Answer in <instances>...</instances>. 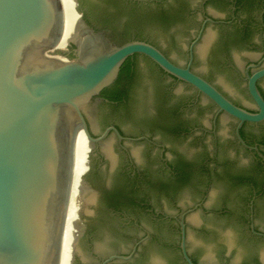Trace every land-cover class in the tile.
Returning <instances> with one entry per match:
<instances>
[{
  "label": "water",
  "instance_id": "1",
  "mask_svg": "<svg viewBox=\"0 0 264 264\" xmlns=\"http://www.w3.org/2000/svg\"><path fill=\"white\" fill-rule=\"evenodd\" d=\"M96 1L99 2L0 0V85L53 157L125 237L120 229L121 221L112 216L106 198L113 184L119 182L124 185L118 174L126 169L128 160L114 136L103 143L101 150L98 149L109 132L112 131L119 139L121 137L114 129L107 130L99 138L94 137L101 134L107 123H114L127 135L139 131L154 132L155 138L166 148L190 159L212 152L213 140L210 137L204 139V143L200 141L201 134L177 141L152 129L138 116L142 110L154 109L156 94L172 88V106L193 102L196 91L215 105L219 113L238 123L235 135L238 142L243 144L239 135L242 125L264 122V101L256 86L264 78V69L247 78L249 97L258 109L256 114H251L234 106L214 88L234 103L249 111L254 110L243 80L242 64L237 62L239 75L230 68L229 63L223 61L226 54L215 52L214 45L206 41L207 36L196 48L197 58L192 66L194 74L190 71L191 64L186 69L177 67H186L188 63L189 44L199 21V18L193 20L191 13L197 7L198 0L182 2L184 18L170 27L149 22L126 25L127 19L94 10L91 4ZM118 3L123 4L124 0H118ZM170 3L173 5L174 1L170 0ZM139 13L147 15L149 10L141 9ZM186 15L188 21L185 20ZM86 17L91 21L106 19L117 27L118 32L109 24L89 22ZM229 52L238 59L234 48ZM135 56L141 57L135 58L133 63L136 84L132 116L105 108L96 117L93 109L99 96L116 83L124 63ZM155 65L183 84L174 83ZM206 100L201 98L200 108H191L190 113L192 122L196 125L203 123L209 130L211 117L217 111ZM200 109L203 114L211 115H202ZM206 116L210 118L207 120ZM233 120L223 116L220 118L218 137L224 144L223 155H240L250 166L253 163L251 156L235 144L236 122ZM146 149L143 145L131 147L138 163L147 164L148 160L144 159L151 155ZM104 161L107 165L102 163ZM215 190L217 194L208 203L207 209L217 211L225 208L229 215L225 218L211 215L205 220L201 219V213L188 216V225L199 230L195 232L193 228L189 229V255L186 251L185 223L183 220L177 221L182 257L174 251V246L179 244L176 224H163V241L158 246L148 247L144 254L150 264H193L191 257L200 264H264V241L250 237L249 212L243 205L247 203L248 190L238 193L231 189L227 195L223 192L220 197L219 185ZM161 197L165 211L174 215L173 205L165 200L166 196ZM195 198L197 195L193 190L179 192L176 196L178 207L187 208ZM126 201H122L119 208L132 212V207ZM162 201L157 202L159 207ZM257 212L254 224L264 231V208L259 207ZM138 216L144 224L149 222L154 233L157 231L151 221L140 214ZM255 235L264 238V235Z\"/></svg>",
  "mask_w": 264,
  "mask_h": 264
},
{
  "label": "flooded vegetation",
  "instance_id": "2",
  "mask_svg": "<svg viewBox=\"0 0 264 264\" xmlns=\"http://www.w3.org/2000/svg\"><path fill=\"white\" fill-rule=\"evenodd\" d=\"M129 1L136 4V10L139 12L141 9L149 10L147 15L157 10L156 7L159 8V11H164L168 10V7L172 5L170 0ZM177 1L181 8V3L187 0ZM183 18L184 14L181 13L177 22L181 21ZM191 18L193 20L199 18V21L192 41L189 44L187 66L180 67L170 60L169 61L175 66L183 69H186L191 64L190 71L192 72L193 63L197 58L196 48L200 43L204 42L207 36L206 41L208 40L209 43L211 42L210 45H214L216 53L227 55L224 57L223 61L229 63L231 69L238 72L240 70L237 62L240 65L242 64V76L244 77L243 80L247 91L248 76H252L255 72L264 69V0H198L197 7L191 13ZM185 20L188 21L187 15ZM231 48H234V51H236L235 53L238 55V61L231 56L232 52H229ZM190 54H192L191 63ZM137 57L141 56H135L130 59L132 63L130 65V71L133 70L134 74L136 68L133 63ZM162 73L172 79L174 83L183 84L169 77L163 71ZM238 74L240 75V72H238ZM119 80L118 77L116 83L111 88L103 91L99 96L95 108L93 109L95 111V116L98 114L100 115L105 108L124 114V108L117 103L114 104L109 99V96L124 95L127 85L124 81L119 82ZM211 86L214 87L213 85ZM256 86L264 101V78L259 80ZM188 88L195 91L189 86ZM214 88L237 108L251 114L257 113L258 109L250 99L248 91V98L254 106V110L252 111H249L239 103H234L216 87ZM195 93L196 99H194L193 102L176 107L171 105L174 96L172 88L166 89L156 94L154 98L155 107L153 110H142L141 113L139 112L138 116L144 119L152 129L159 130L163 135H169L177 141H185L189 139V137L197 134L202 135L200 141L203 143L204 139L207 137L212 138V152H205L200 157L190 159L179 152L166 148L162 142L155 138L154 132L148 133L139 131L136 134L127 135L114 123H107L98 137H94L91 134L94 138H99L107 130L114 129L121 137L119 139L112 131L109 132L98 149L100 148L101 150L103 143L109 137L114 136L115 140L120 145V149L127 157L126 169L123 170L122 174H118V178L122 177L121 180L124 185H121L119 182L113 184L108 194L111 196H115L117 192L129 194L126 202L132 207V212L135 213L133 214L132 212H126L120 209V202L117 204L118 208L112 206L110 207V211L112 216H115L121 221L120 229L121 232L125 234L126 240L134 248L136 247V250L143 257L148 247L158 246L163 241L161 230L163 224L165 225L166 223L173 222L176 224L179 244L174 246V251L178 252L182 257L180 250V228L177 221L183 220L185 223L186 251L188 254L187 236L189 229L193 228L195 232L199 231L193 226L188 225V216L201 213L202 220H205V218L211 215H216L219 218L227 217L229 212L225 208L217 211L207 209L208 203H210L213 196L215 197L217 194L215 188L218 185L220 188V193H218L219 197L223 192L224 195H227L231 189L236 190L238 193L248 190L249 197L247 203H243V205L246 206L249 212L248 222L251 234L250 237L257 241H264V238L255 235H264V231L258 229L254 224L258 208H264V122L257 125L243 124L239 130V135L243 142V144H241L238 142L235 135L238 123L232 118L219 113L215 105L196 91ZM201 98L206 100L210 104V107L217 111V113L211 117V126L209 130H206L203 123L196 125L191 119V108H200L199 103ZM126 102L127 101H123L122 104ZM132 109L133 103L129 116H132ZM201 114L211 115L203 114V110H201ZM222 116L236 122L234 131L235 144L243 152L251 156L253 163L250 166H247L245 158L239 157L240 155L236 157H234L236 154L229 155L230 157L223 155L224 144L222 139L218 137V130L221 124L220 118ZM209 118L210 116H206L207 120ZM134 145H143L148 148L146 150L151 156L144 159V161H149H146V165H144V163H138L134 159L131 152V147ZM102 163L105 164L106 162L104 161ZM186 190H193L197 198H195L192 204L187 208H180L178 207L176 196L179 192ZM162 195L166 196L165 200L175 208L174 215H170L167 213L168 211H165ZM158 201H162L160 207L157 205ZM139 214L157 227L155 233L150 229L149 222L144 224L141 221L138 216ZM191 261L194 264H200L192 257Z\"/></svg>",
  "mask_w": 264,
  "mask_h": 264
},
{
  "label": "trees",
  "instance_id": "3",
  "mask_svg": "<svg viewBox=\"0 0 264 264\" xmlns=\"http://www.w3.org/2000/svg\"><path fill=\"white\" fill-rule=\"evenodd\" d=\"M99 2L92 3L91 6L94 10L102 11L109 16H119L123 19H127L125 22L126 25L138 23V22H149L160 24L162 26L170 27L178 21V17L181 15L182 11L179 6V2L174 0V4L168 7V10L159 11V8L152 12L149 15H142L134 7L136 4L130 2L129 0H124L123 4H119L118 0H98ZM82 4V3H81ZM87 18V17H86ZM85 18V19H86ZM88 19V18H87ZM86 19V20H87ZM89 20V19H88ZM89 22L94 23H105L109 24L113 30L117 31V27L108 22L106 19H96L95 21L89 20ZM118 32V31H117ZM131 60H127L121 68L119 82H125L127 85L124 95H116L114 97L109 96V99L115 104L117 103L122 108H124V115L129 116L131 105L133 103V93L136 84V77L133 70L130 71ZM163 96V95H162ZM123 101H127L125 104H122ZM129 194L127 195L124 192H117L115 196L110 194L107 196L106 200L110 207L114 206L118 208L117 204L126 199H128ZM114 201V202H113ZM194 264V263H193Z\"/></svg>",
  "mask_w": 264,
  "mask_h": 264
}]
</instances>
